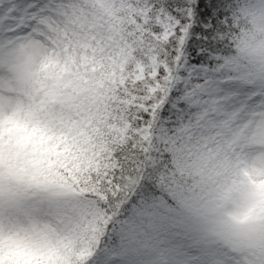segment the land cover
<instances>
[{"label": "snow or ice", "instance_id": "6c2138e0", "mask_svg": "<svg viewBox=\"0 0 264 264\" xmlns=\"http://www.w3.org/2000/svg\"><path fill=\"white\" fill-rule=\"evenodd\" d=\"M0 264H264V0H0Z\"/></svg>", "mask_w": 264, "mask_h": 264}]
</instances>
